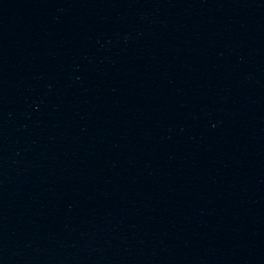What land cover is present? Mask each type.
Listing matches in <instances>:
<instances>
[{
  "label": "water",
  "instance_id": "obj_1",
  "mask_svg": "<svg viewBox=\"0 0 264 264\" xmlns=\"http://www.w3.org/2000/svg\"><path fill=\"white\" fill-rule=\"evenodd\" d=\"M0 264H264V0H0Z\"/></svg>",
  "mask_w": 264,
  "mask_h": 264
}]
</instances>
